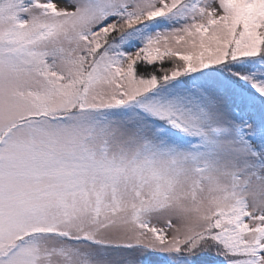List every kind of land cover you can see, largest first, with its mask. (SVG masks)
<instances>
[{
  "label": "snow or ice",
  "instance_id": "obj_1",
  "mask_svg": "<svg viewBox=\"0 0 264 264\" xmlns=\"http://www.w3.org/2000/svg\"><path fill=\"white\" fill-rule=\"evenodd\" d=\"M0 264H264V0H0Z\"/></svg>",
  "mask_w": 264,
  "mask_h": 264
}]
</instances>
